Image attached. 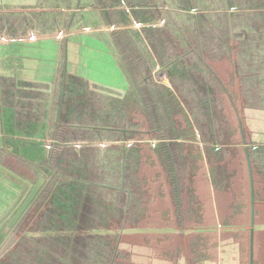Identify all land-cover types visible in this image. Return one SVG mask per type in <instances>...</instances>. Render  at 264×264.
<instances>
[{"label": "crops", "instance_id": "obj_1", "mask_svg": "<svg viewBox=\"0 0 264 264\" xmlns=\"http://www.w3.org/2000/svg\"><path fill=\"white\" fill-rule=\"evenodd\" d=\"M116 3L81 0L91 20L86 22L79 13L69 18L75 0H0V149L17 134L35 139L58 129L63 76L79 79L92 95L128 91L129 78L115 52L116 35L105 25L127 27L129 19L125 13L104 19L99 10ZM235 15L239 35L227 38L234 54L226 46V55L220 52L209 62L211 71L195 80L185 71L187 57L169 65L171 87L161 86L160 92L177 142V188L172 196L173 187L164 178L150 180V171L141 169L132 187L138 206L130 209L138 221L123 232L132 237L129 242L137 239L130 264H250L251 259L264 264V7ZM180 112L194 123L205 151L189 145ZM144 155L159 160L156 151H140L139 162ZM123 162L122 152L114 151L115 182ZM15 196L0 193V211Z\"/></svg>", "mask_w": 264, "mask_h": 264}, {"label": "flooded vegetation", "instance_id": "obj_2", "mask_svg": "<svg viewBox=\"0 0 264 264\" xmlns=\"http://www.w3.org/2000/svg\"><path fill=\"white\" fill-rule=\"evenodd\" d=\"M260 1L253 3L254 8L243 11L264 7V0ZM74 5L69 18L79 13L88 22L85 20L88 12L84 11L81 0H75ZM190 5L184 0H117L111 6L99 7L106 15L104 19L117 13H125L129 19L127 27L106 23L105 31L116 35L115 52L121 70L129 78L130 88L123 94L115 91L112 97H102L92 95L79 79L63 76L59 84L62 93L58 129L53 128L35 139L29 134H17L18 138L11 137L3 143L0 179L10 185L0 187V193L16 195L14 200L17 199L0 211V235L4 237H0V264H13L16 254L26 252L29 257L25 264H83L82 259L86 260L85 264H116L120 252H125L122 264L131 263L136 238L132 242L123 241L121 231L84 232L136 225L138 219L130 214V209L138 206V195L132 187L141 169L149 170L148 178L156 181L155 169L161 168L158 173L164 176L165 172L173 196L179 168L177 142L171 137L173 126L163 111L160 92L161 86L171 87L169 65L187 57L185 71L195 80L211 71L209 62L220 57V52L226 55V46L234 54L227 38L239 35L233 18L242 10L233 0H222L218 4L222 9L215 11ZM180 16L184 18L179 19ZM87 28L84 27L86 32ZM64 30L58 31L57 37L62 39ZM186 30L192 35L188 36ZM1 40L5 39L1 37ZM173 52L177 55L170 61ZM171 91L176 96L174 89ZM232 94L239 112L238 93ZM150 111L155 119L147 116ZM214 149L219 151L218 147ZM114 151H121L125 160L120 180L116 182L112 169ZM140 151H156L159 160L155 162L151 155H144L139 162ZM142 164L146 167L141 168ZM26 192L28 195L22 201ZM40 219L48 223L42 230L38 228ZM100 219L109 225H100ZM20 232L41 234H35L37 239L32 234L22 237L21 241H26L28 246L18 249L15 241L8 242V238ZM105 235L112 236L107 243L103 239ZM101 250L111 252L110 260L101 263L100 254L96 255ZM90 258L95 261L88 263Z\"/></svg>", "mask_w": 264, "mask_h": 264}, {"label": "rangeland", "instance_id": "obj_3", "mask_svg": "<svg viewBox=\"0 0 264 264\" xmlns=\"http://www.w3.org/2000/svg\"><path fill=\"white\" fill-rule=\"evenodd\" d=\"M181 1V0H180ZM206 1V2H205ZM222 0H190V2L189 1H186V0H184V2H188V3H191V5L190 6H193L195 9H197V8H199V9H201V10H203V9H205L206 8V10H218V9H222V7L220 8L219 6H218V4L221 2ZM202 2H204V4L202 3ZM233 3H234V5H237V7L238 8H240L242 11L243 10H249V9H251V8H254V4L255 3H257V4H260V3H262V1H260V0H233ZM254 3V4H253ZM214 10V11H215ZM181 18H184L183 16H180V18L179 19H181ZM186 19V18H185ZM85 20H87V17H85ZM190 21H193V20H190ZM194 22V21H193ZM214 31V30H213ZM186 34L188 35V36H191L192 34L188 31V30H186ZM200 35H202V33L200 32ZM208 35H209V33H208ZM175 92H177L178 93V95L179 96H181V93L179 92V91H175ZM234 93V92H233ZM234 103V105L235 106H237L236 105V102H235V100L233 101ZM171 104V106H176V104H175V102H173V101H169L168 102V104ZM188 106H187V103L186 102H183V104H182V109H185L186 110V108H187ZM151 113H148V117L149 118H151V119H155V116H154V113H153V111H150ZM180 116H179V124H180V127H181V129H182V131L183 132H185V133H187L186 135H188L189 136V145L194 149V151H205V149L202 147V144L200 143V142H202V140H201V138H200V136L198 135V133H197V129H196V131L194 132V129H195V125H194V123L192 122V121H186L183 117H182V114H181V112H180V114H179ZM186 122H187V125H186ZM151 168H154V167H151ZM169 174V173H168ZM164 178V180H165V182L167 183V184H169V182H168V179H167V176H166V174H165V172H164V176H163V174H162V179ZM155 180L156 181H159V180H161V175L157 172V174H156V176H155ZM157 184H158V182H157ZM10 184H8V183H6L5 182V184H3L2 186L4 187V188H6V187H8ZM168 191H169V193L171 192L169 189H168ZM28 195V192H26L25 193V195H24V197L22 198V201H24V199L26 198V196ZM22 201H21V203H22ZM41 220V222L38 224V228L39 229H43V228H46L47 226H48V223H45L44 222V220H42V219H40ZM97 222L99 223V221H98V219H97ZM100 225H102V226H106L108 223H107V221L106 220H101L100 219ZM109 225V224H108ZM94 226H95V224H94ZM129 228H125V227H122L121 229H118V230H113L111 233H117V232H119V231H121L122 233V239H123V241H127V242H129L130 241V239H132V237L131 236H126V235H124V231H126V230H128ZM90 231V230H89ZM103 231H109V230H103ZM0 232H1V230H0ZM42 232V231H41ZM41 232H38V233H28V232H26V233H22V232H20L17 236H15V237H9L8 239H9V241L8 242H10V241H15V245H16V247L18 248V249H25L27 246H28V243L26 242V241H21V238L22 237H27L29 234H32V236H35L36 237V239L37 238H39L37 235H35V234H41ZM86 232V231H85ZM92 232V234H97L96 233V230H92L91 231ZM110 233V234H111ZM2 235V234H1ZM0 235V237L1 238H4V237H2ZM111 238H112V236L111 235H105L104 237H103V239L105 240V242L107 243L108 242V240H111ZM29 239H34V238H29ZM4 239H1V242H6V241H3ZM3 244V243H2ZM4 246V245H3ZM5 249V248H4ZM124 253L125 252H120L119 253V255H118V257H119V259L117 260V262H116V264H122L123 262H121V260H123L124 259ZM91 254V253H90ZM98 254H100V261H101V263L102 262H104V261H108V260H110V258H111V252L109 253V252H107V251H102L101 250V253L100 252H96V255H98ZM0 255H1V253H0ZM18 256V257H17ZM29 257V255H28V253L26 252V253H23V254H20V255H18V254H16V257L14 258L13 257V264H25V260L27 259ZM126 258V257H125ZM92 259L94 260V258H90L89 260L87 259V262L88 263H91L92 262ZM81 260V259H80ZM75 261L76 262H79V259L78 258H75ZM82 261L84 262L83 264H85L86 263V260H84V259H82ZM95 261V260H94Z\"/></svg>", "mask_w": 264, "mask_h": 264}, {"label": "trees", "instance_id": "obj_4", "mask_svg": "<svg viewBox=\"0 0 264 264\" xmlns=\"http://www.w3.org/2000/svg\"><path fill=\"white\" fill-rule=\"evenodd\" d=\"M153 252H155V251H153ZM152 258L154 259L155 257H154V256H152ZM151 261H154V260H151Z\"/></svg>", "mask_w": 264, "mask_h": 264}, {"label": "water", "instance_id": "obj_5", "mask_svg": "<svg viewBox=\"0 0 264 264\" xmlns=\"http://www.w3.org/2000/svg\"><path fill=\"white\" fill-rule=\"evenodd\" d=\"M250 264H252V259H251V263Z\"/></svg>", "mask_w": 264, "mask_h": 264}]
</instances>
